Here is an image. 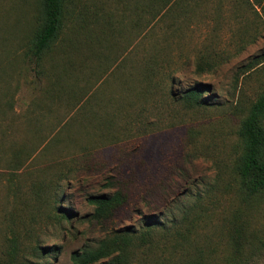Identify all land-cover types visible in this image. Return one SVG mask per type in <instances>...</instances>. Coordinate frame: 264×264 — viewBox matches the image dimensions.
Masks as SVG:
<instances>
[{
  "label": "rangeland",
  "instance_id": "obj_1",
  "mask_svg": "<svg viewBox=\"0 0 264 264\" xmlns=\"http://www.w3.org/2000/svg\"><path fill=\"white\" fill-rule=\"evenodd\" d=\"M146 4L130 13L128 1L103 10L85 2L63 27L76 48L58 40L40 67L27 57L37 1L0 0V256L14 236L56 245L48 264H72L73 251L111 231L150 224L152 264H180L174 245L178 253L188 245L176 231L187 229L194 256L264 264V198L245 201L232 172L235 128L264 83V0ZM81 18L88 28L72 32ZM69 63L74 76L62 81L84 92L53 101L42 89L54 64ZM144 66L153 73L142 80ZM197 83L209 85L205 104L185 103L181 95ZM13 148L30 158L12 166ZM120 181L128 201L112 219H92L86 198L111 194L108 183ZM61 208L72 212L67 219ZM233 216L243 229L237 262Z\"/></svg>",
  "mask_w": 264,
  "mask_h": 264
},
{
  "label": "trees",
  "instance_id": "obj_2",
  "mask_svg": "<svg viewBox=\"0 0 264 264\" xmlns=\"http://www.w3.org/2000/svg\"><path fill=\"white\" fill-rule=\"evenodd\" d=\"M36 1L37 9L35 20L27 40V57L34 58L36 66L41 67L47 60L45 59L46 56L56 48L58 40L62 41V45H65L64 47H69L70 49L76 48V39L72 35H66L65 32H63V27L65 26L67 15H70L69 13L74 14V9L78 10L86 6L85 2L88 3V1H91L94 7L99 5L103 10L104 5L108 1H114L115 3H121L123 1L126 3V1H128L130 2V13H134L141 9L146 2L147 4L145 7L152 10L155 5L160 8H167L176 3L177 0ZM123 6L127 7L126 4ZM154 10L156 11L157 8H154ZM78 14H80V17L85 15L80 13V11L76 12V15ZM100 17L104 16L100 15ZM71 26L72 32L80 34L79 31H77L80 26L88 28L89 24L85 22L84 18H81ZM54 52L56 51H53L52 54ZM64 66H67V68ZM59 67V65L54 64L53 68H51L53 72L56 70V73L52 78L47 79L48 83L45 84L46 87L42 90L46 93L47 97L53 101L60 99L64 101L63 98L68 96V94L79 100L84 92H82L83 88L78 89L75 84L62 81L64 77H66V79L73 78L75 67L71 63ZM142 70L144 71L143 75ZM149 71L153 73V68L144 66V68L142 67V69H139L142 80L148 78L146 72L149 73ZM208 91V84L197 83L186 89L181 95V99L190 105L205 104L203 97ZM91 97L94 98V93L91 94ZM80 103H82V100ZM92 115L96 116L94 112ZM235 136L236 143L232 146V150L235 154L232 162V172L237 181L238 192L243 196L245 201L259 202L264 198V83L256 98L248 106L245 114L235 128ZM54 138L56 139L57 135H55ZM45 142L49 143L50 140ZM48 143L44 146L46 147ZM24 151L25 150L21 148L11 149L12 166H21L25 160L30 158V153ZM113 185L116 186V189L111 194H92L86 198L87 201L94 206L91 218L99 223L112 219L115 213L128 201L129 193L125 191V187L122 188L123 184L121 181L118 183H108L109 187H113ZM193 206H195V204H192V206L185 210L186 213L183 214L181 220L186 221L188 214L193 212ZM71 213V211L64 208L59 216L67 219ZM237 219L238 217L236 216L232 217V221L230 222L232 226L229 231L232 248L234 249L231 253V257L234 258V262L239 260L238 257L241 253L240 246L243 235V229L238 228ZM190 223L191 220H189V224ZM152 227H154V225L147 224L139 231H135L130 227L121 231H111L110 234H107L104 238L97 241L95 245H86L79 250L73 251L70 256L72 264H95L101 260H103L100 262L101 264H152L147 260L146 252L148 249H145L148 245L150 248L153 243L151 235ZM189 233V229H187L186 233H181L180 230L176 231V234L181 238V242L188 245L184 251L179 253L176 249V245H174L175 253L179 254L180 259H183L180 264H219L206 260L201 254L195 256L191 254V250H189L191 246L188 237ZM153 246L154 245L151 247ZM56 248V245L45 247L40 245L38 241L32 244L26 240H20L18 237L12 236L8 239L5 253L0 256V264H48V258L56 254ZM38 256L44 257L46 260L40 262V260L34 261L32 259ZM157 264L173 263L168 260H162Z\"/></svg>",
  "mask_w": 264,
  "mask_h": 264
}]
</instances>
